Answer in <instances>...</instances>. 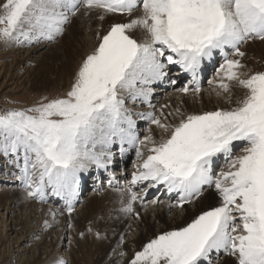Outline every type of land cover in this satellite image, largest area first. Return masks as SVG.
<instances>
[{
  "label": "snow or ice",
  "instance_id": "snow-or-ice-1",
  "mask_svg": "<svg viewBox=\"0 0 264 264\" xmlns=\"http://www.w3.org/2000/svg\"><path fill=\"white\" fill-rule=\"evenodd\" d=\"M117 15L129 19L97 32L98 43L63 96L0 114V154L15 158L29 198L45 201L50 188L71 215L81 174L91 166L108 170L114 145L121 157L134 149L131 180L116 189L121 212L139 218L137 204L163 203L146 200L150 190L160 189L175 200L169 209L181 213L208 188L219 203L185 226L157 234L128 264H212L221 252L235 264H264V71H245L241 50L264 41V0H0V39L54 41L78 16L104 21ZM215 54L222 62L209 84L234 106L186 114L179 107L165 112L169 106L163 105L157 114L152 85L166 78L177 83L169 66L191 76L178 91L198 96L202 64ZM234 87L242 94L235 96ZM128 97L153 109L136 113L150 124L143 138L126 107ZM221 157L225 167L217 173L214 163ZM54 264L66 261L57 257Z\"/></svg>",
  "mask_w": 264,
  "mask_h": 264
},
{
  "label": "rangeland",
  "instance_id": "rangeland-1",
  "mask_svg": "<svg viewBox=\"0 0 264 264\" xmlns=\"http://www.w3.org/2000/svg\"><path fill=\"white\" fill-rule=\"evenodd\" d=\"M128 19L129 17L127 16H108L104 21H101V29H99V32L103 34V32H105L112 23L126 22ZM96 21L97 20L94 17L85 18L83 16H78L66 26L64 33L57 37L54 41H41L39 43L34 42L31 45H28L27 42L26 44H23L17 43L14 40L5 41L0 39V114L8 109H27L32 107L37 102L41 101L42 97H48L51 99L54 97L63 96L71 85V83L69 86L65 84L67 81L68 72L67 61L70 59L74 60L71 55L73 46H71L72 44L70 45L69 43H71L72 40H80L83 37V33L89 32L91 41L96 46L98 43L97 39L95 38ZM85 24L88 25L86 31L83 27ZM68 26L71 27L70 35L67 34ZM86 34L88 35V33ZM252 42L253 41L249 42L247 45H243L241 49L242 51L246 52V56L242 61L245 65H247L245 71H249L252 68L250 65L253 61L264 62V41L256 40L253 43ZM42 43L44 45L47 44V46L42 48V50H39L37 55H35L33 62L27 66L25 72H15L13 70L14 62L12 61L14 59L12 57V55H14L13 50L15 51L16 49H21V47L25 48V46L28 49ZM48 44L51 46H48ZM218 57L219 54H215L211 62L212 64L205 65L203 74L201 76L203 83L209 80L210 73L215 68H217V60L219 59ZM174 70L171 68L169 72L172 73ZM16 77L19 78L17 84L14 85L12 83L17 81ZM185 77L180 79V86L185 83ZM5 82L7 84L3 85ZM185 110H187L185 112L186 114H190L192 112L189 109ZM138 135L141 138L143 137V135L139 132ZM156 135L159 137V134ZM242 146L243 145L241 144L236 149L237 154L239 153L238 151ZM14 159L15 158H12V156L5 157L3 154H0V165L2 162H4L7 163L8 167L10 168L9 172L6 171L7 174L4 175L3 178L8 179L12 175H15L12 177V179L16 178L14 183L9 184L8 189L10 190H8V192H6V194L1 198L3 201H6L4 204V210L2 212L4 213L7 206L10 208L11 212L13 211L12 213L8 214L7 219H9L10 222L16 221L20 224L18 226L19 228L16 230V234L23 236L26 228L30 225L33 226L34 223L41 222L43 219L44 222L48 220V218L50 219V217L47 216V212H49V209L51 208H55V210L57 209V211L60 213V215L58 214V216L55 217L54 222H60L62 221L60 220V217H64L63 220H65V224L63 223V225H66V227L64 228L65 232H62V234L59 233V235L57 234L59 231L51 232L48 227L44 228L45 230L43 231L45 233L42 230H38L37 237L33 240L32 244H23L26 246L25 252L18 253V258L16 259L7 258V260H5L7 255H9L10 251L12 250V248L11 250L9 248L14 242L15 234L12 236H5L2 228L3 225L0 220V264H54V261L57 257H62L66 261V264H105L107 258H110L111 254L115 253V249L120 245H123L128 237H133V239L137 238V235L134 236L136 233L132 232V227L130 224L133 220L139 221V218H137L135 214L128 215L121 212L120 209L122 207V198L119 199V194L111 192L104 194L103 191L101 193L98 192L96 198L91 201H82L89 197L87 195L88 192L92 189V187H95L93 186L94 181L90 180L88 182L90 173H82V180L80 184L82 188L80 189L79 195L82 196V198L77 196L78 198L74 201V211L71 213V215H68L66 208H59V206L54 205L53 202L52 205L50 201H46L48 200L47 194L53 196V194H51L52 192L50 188L47 190L45 201H38V199L29 198L27 196L23 184H21V181H19V179L16 177L20 175V171L14 163ZM221 160L222 158H218L215 161L214 170L219 167L218 163H220ZM130 164H132V162H130L128 165ZM132 168V166L127 167V169L131 171ZM83 183L89 186L84 188ZM2 184L3 183L1 182L0 186H2ZM102 188H106L105 190H107L108 187L102 186ZM154 195H150L148 198H146V200H151L152 196ZM53 197L58 199L59 196L55 197L54 195ZM59 198L63 199L62 197ZM126 199L127 198H125V200ZM200 203L201 201L196 204L199 205ZM82 207L83 209H81ZM142 210L143 208L140 206V208L136 211L139 212ZM66 215L69 217L68 221H66ZM7 219H4V221ZM68 222L71 223L72 227L68 226ZM54 226L57 225L55 224ZM89 227L92 229L91 232L88 231ZM39 228H42V226ZM149 231L150 230L146 225L145 233L147 234ZM81 233H84V235L81 236ZM96 233L100 234L99 238H97ZM60 236L61 238H59ZM121 236L124 238L123 243H120ZM27 240L30 239L27 238ZM148 241H145V239L138 240L136 242V251L141 250L142 246ZM42 242L44 245L45 242L49 243V247H47L44 251L40 250L42 246H44ZM133 255L129 257L127 255L128 258H125L123 264H128ZM229 264H235V261Z\"/></svg>",
  "mask_w": 264,
  "mask_h": 264
},
{
  "label": "bare ground",
  "instance_id": "bare-ground-1",
  "mask_svg": "<svg viewBox=\"0 0 264 264\" xmlns=\"http://www.w3.org/2000/svg\"><path fill=\"white\" fill-rule=\"evenodd\" d=\"M95 25H96V28H95L96 33L95 34H97L99 29H101V21L97 20ZM87 26L88 25H86V24L83 25L85 31L87 29ZM86 33H88V35ZM86 33H83V37L80 40H72V42L69 43L70 45L72 44L71 46H73V50L71 51V55H72V58H74V60L70 59L69 61H67L68 72H67V81L65 82V84L67 86H69L70 83L72 82L73 74L77 70L82 59L87 54H89L92 51V49L95 47L94 43L91 41V36L89 35V32H86ZM67 34H69V35L71 34V27L70 26L67 27ZM95 38H96V35H95ZM23 44H26V42H24ZM46 46H47V44L44 45L42 43V44H38L37 46L28 48V49L25 46V48L21 47V49H16L15 51L13 50L14 55L11 54L12 57L14 58L12 60L14 62L13 70L15 72H17V71H20L21 73L25 72L27 66H29V64H31L33 62V59H35V55H37L39 50H42V48H45ZM48 46H51V45L48 44ZM218 58L219 59L217 60L218 61L217 62V68H215L210 73L209 80L207 82H204V83L201 79L202 78L201 76H202L203 71H204V67H205V65L212 64L211 63L212 60L211 61L205 60L204 63L202 64V68H201V72H200V85H201V89H202L201 92L202 93L198 96L194 95L193 93H189V94L185 95V94L178 91L179 88L183 87L185 84H188L189 80L191 79V76L187 73H182L179 70L178 66H169V70H171V68H173V70L175 69L172 73L169 72V77H171L173 79H177V83L175 85L170 84L167 82V78H166L164 82H162V83L158 82V83L152 85V87L154 88L155 91H154L152 97L150 98V101H151V104H153L155 106V110L157 111V114H159V110L161 109V106H163V105L169 106V107L164 108L165 112H174V110L177 107H179L181 112H184V113L187 111L185 109H189L192 112L199 113L202 111L214 110L216 108H229L231 106H234L233 104H229L227 102L226 96H224V95L217 96L213 85L209 84V81L215 82V80H216L217 70L219 69V65L222 62V58L220 57V55ZM250 66H252V68L250 69V71H252V72H254L255 70L264 71V62L253 61ZM182 77H185L186 80H185V83L182 84V86H180L179 82H180V79ZM16 78H17V81L14 80L15 83H12L14 85L17 84L19 77H16ZM6 84H7L6 82L3 83V85H6ZM233 92H234L235 96H239L242 94L243 89H240L238 87H234ZM128 98H130V97H128ZM128 98H126V101H125V103L127 104L126 107H128L130 109V111L133 113V119H135L137 122V133L139 132L144 136L148 133V129L150 127L149 121L136 116V113H138V112L146 113L148 111H152L153 109L149 108L147 103H143L140 100L133 101L132 99H128ZM144 108H145V110H144ZM178 118L179 117H175V119H178ZM170 119H173V118H170ZM151 128L155 134H159V136L161 135L160 131L158 129H156L154 125H151ZM157 138H159V137L157 136ZM124 147L127 148L128 146L125 145ZM241 148L239 149V151L241 150ZM112 151L114 152L113 163L110 165L108 170L97 169L95 166L90 167L89 171L87 172V173H90L88 182L90 180L94 181V185L93 184L92 185L95 187H92V189L88 192L87 195L89 197L87 196L88 198L85 200H82V201H91V200L96 198V195H98V192L101 193L103 191H104V194L109 193V192L119 194V199L122 198L120 192H118L116 189L117 188H124L127 185L128 181L131 180V173L135 170L134 169V163L136 162V155H135L134 149H129L123 155V157H121L118 144L113 146ZM130 162H132V164L128 165ZM218 164H219V167H217V169L215 170L217 173L225 167V160L222 158V160ZM130 166L133 167L132 171L127 169V167H130ZM9 169L10 168L8 167L7 163H4V162L1 163V165H0V183L2 182L3 184H2V186H0V220H1V223L3 225L2 228H3V233L5 234V236H12L13 234H15L14 242L12 243V245L9 248L10 250L12 248V250L10 251V254L7 255L5 260H7V258H9V259L18 258V253L25 252L26 246H24L23 244H25V243L26 244H32L33 240L36 239V237H37V231L38 230L39 231L45 230L44 229L45 225L43 224L44 219L43 220L41 219L42 220L41 222H36V223H34L33 226L30 225L29 227H27L25 232H24V235L20 236V235L16 234V230L19 228L18 226L20 225L19 222H16V221L10 222V220L7 219L8 214L12 213L13 211L11 212L10 208H8V206H7L5 208L4 213L2 212L4 210V204L6 201H3L1 198L3 197V195L6 194V192H8V190H10V189H8L9 184L14 183V181L16 180V178L12 179V177L15 175L10 176L11 178L9 177L8 179L3 178V176L6 175L7 172H9ZM18 176H16V177H18ZM21 184H23V183L21 182ZM88 186L89 185H87V184L85 185V183H83L84 188H86ZM102 186L108 187L107 190H105L106 188H102ZM81 188L82 187L80 186L79 192L77 195L80 198H82V196H79ZM152 194L153 195L155 194V195L152 196L151 200H156V199L160 200L161 199L160 201H163V203H159L156 205H152L149 203L147 205V207L143 208L142 211H139V221L133 220L130 224L132 227L131 230H132V232L136 233L134 236L137 235V238L133 239V237H128V239L125 240V243L123 245H120L119 247H117L115 249V253L111 254L110 258H107L105 264H123V262L125 261V258H128L129 256L133 255L135 253V251L137 250L136 242L138 240L145 239V241H148L150 238L155 237L160 232H163L166 230H173V229H176L178 227L185 226L186 223H189L191 221V219L196 214L200 213V211L207 210L210 206L217 205L219 203V197H218L215 189L214 188H208L203 192L202 196L194 204L188 205V206L185 205V211L183 213H181L178 209H175V208L169 209V207H168V204L170 202L175 203V200H171V201L169 200V197L172 194L167 193L163 189L150 190L148 193V196L146 198H148ZM47 196H48V200H46V201H50L52 205L54 203V205H58L59 208L60 207L64 208V209L66 208L64 199H61L59 197H58V199H56L53 197L54 195L52 196V195L47 194ZM78 197H76V199ZM123 198L125 199V198H127V196L125 195ZM151 200H149V201H151ZM199 201H201V203L199 205L196 204V203H199ZM13 203H15V202H13ZM189 206H190V208H189ZM47 208H50V207H47ZM139 208H140V205L137 204L136 210ZM81 209H83V207ZM53 212L56 213L55 217L58 216V214L60 215V213H59V211H57V209L56 210H55V208L49 209V212H47V216L50 217V219L48 218L47 221L51 225V227H48V228L51 232L59 231L57 233L59 235V233L62 234V232H65L64 228L66 227V225H63V223L65 224V220H63L64 217L63 218L60 217V220H62V221H60L61 224H60V222H58V224H57L56 222H54L55 217H53V215H52ZM28 214H29V212H28ZM67 214L69 215L68 212H67ZM39 218H40V216H39ZM4 219H7V220L4 221ZM68 220H69V217L67 216L66 221H68ZM55 224L57 226H54ZM146 225L148 226V228L150 230L149 233H147V234L145 233ZM40 226H42L43 229L39 228ZM41 235H43V234H41ZM27 238H29L30 240H27ZM59 238H61V236ZM42 244L44 245L43 242H42ZM47 247H49V243L45 242V245L42 246V248L40 250L44 251ZM121 252L126 253V255H124L122 257L120 255ZM127 255H128V257H127ZM232 262H234V258L224 254L223 252H221L218 255L215 253L213 254L212 264H229Z\"/></svg>",
  "mask_w": 264,
  "mask_h": 264
}]
</instances>
